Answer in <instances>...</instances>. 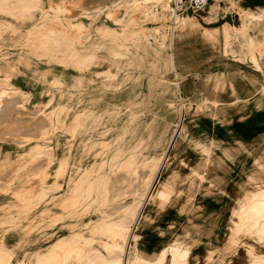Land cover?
<instances>
[{"label":"rangeland","instance_id":"374dc122","mask_svg":"<svg viewBox=\"0 0 264 264\" xmlns=\"http://www.w3.org/2000/svg\"><path fill=\"white\" fill-rule=\"evenodd\" d=\"M142 1L0 0V264H151L134 227L183 120L264 96V0L175 20ZM258 199L237 233L252 260Z\"/></svg>","mask_w":264,"mask_h":264},{"label":"crops","instance_id":"0c3cea01","mask_svg":"<svg viewBox=\"0 0 264 264\" xmlns=\"http://www.w3.org/2000/svg\"><path fill=\"white\" fill-rule=\"evenodd\" d=\"M237 1L249 8L262 5L260 0ZM262 13L260 9L248 17L257 19ZM205 19L214 20L212 15ZM182 24L183 28L197 25ZM242 102L183 120V138L175 137L158 164L134 227L146 262L154 264L158 255H165L162 264L264 260L258 256L252 260L249 251L244 253L237 234L244 215L260 209L258 195L264 191V96L253 91ZM156 188V195L163 191L162 198L152 196ZM168 252L185 256L172 259Z\"/></svg>","mask_w":264,"mask_h":264},{"label":"built area","instance_id":"2783aa9c","mask_svg":"<svg viewBox=\"0 0 264 264\" xmlns=\"http://www.w3.org/2000/svg\"><path fill=\"white\" fill-rule=\"evenodd\" d=\"M226 0H169L171 5L172 18L187 14H196L198 12L209 9L213 6L216 9H220L224 5Z\"/></svg>","mask_w":264,"mask_h":264},{"label":"bare ground","instance_id":"6f19581e","mask_svg":"<svg viewBox=\"0 0 264 264\" xmlns=\"http://www.w3.org/2000/svg\"><path fill=\"white\" fill-rule=\"evenodd\" d=\"M146 1H147V0H145V1H142V4L144 5ZM144 6H145V5H144ZM151 11H152V10H151ZM174 20H175V18H174Z\"/></svg>","mask_w":264,"mask_h":264}]
</instances>
